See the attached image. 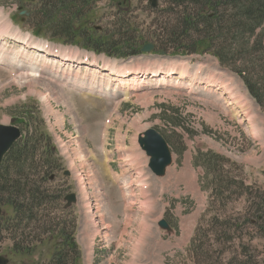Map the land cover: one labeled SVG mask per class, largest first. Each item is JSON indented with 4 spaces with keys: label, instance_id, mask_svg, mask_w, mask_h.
Returning a JSON list of instances; mask_svg holds the SVG:
<instances>
[{
    "label": "rangeland",
    "instance_id": "374dc122",
    "mask_svg": "<svg viewBox=\"0 0 264 264\" xmlns=\"http://www.w3.org/2000/svg\"><path fill=\"white\" fill-rule=\"evenodd\" d=\"M157 3L153 9L150 0L95 2L96 17L90 27L102 29L97 36L115 43L126 36L141 38L134 48L124 44L112 48L114 54L127 51L126 59H117L87 51L85 38L72 39L71 22L66 28L63 17L57 25L45 27L50 16L38 15L39 0H0V58L4 56L7 63L0 64V125L25 127L23 139L41 144L32 157L34 164L29 161L24 169L31 175V187L37 186L43 195L40 201H27L35 209V219L13 218L12 207L2 214L0 255L10 264H55L57 243L65 250L62 264H264V205H255L249 191L225 183L218 191L209 190L202 165L207 154L229 160L218 164L222 180L244 183L254 199H263L264 113L241 78L209 53L184 57L167 54L172 49L166 55L139 53L138 47L146 43L175 48L173 41H167L170 28L186 26L176 20L181 10H171L170 0ZM23 10L34 11L35 16H24ZM34 28L40 31L38 38ZM15 32L22 39L31 35V43L39 47L26 48L25 39L8 38ZM250 33L246 42L251 48L260 37L264 44V23ZM233 44L234 40L228 43ZM44 45L94 56L100 63L115 62L138 76L147 72L148 79L141 74L128 91L120 85L107 86L113 75L98 74L99 68L92 66V71L77 67L70 71L69 65L51 60L54 57L47 59ZM246 52L241 54L244 74L263 72L264 54ZM41 58L52 66L42 67ZM175 65L185 67L184 73L178 69V76L153 77L152 72L176 69ZM93 73L92 81L93 76L84 77ZM69 78L83 90L68 85ZM248 116L257 136L245 126ZM151 128L168 140L173 156L172 166L161 178L149 170V158L137 141L139 133ZM43 151L56 154V168L46 173L39 162ZM5 160L4 167L17 180L19 171L7 156ZM51 175L56 176L53 182ZM84 188L89 189L86 196ZM72 194L77 202L68 211L61 209L64 197ZM0 200L4 203V196ZM163 219L171 231L160 227ZM4 221L15 226V235L4 229ZM215 224L222 225L216 229ZM221 228L226 231L223 236L217 234ZM68 239L76 250L63 246Z\"/></svg>",
    "mask_w": 264,
    "mask_h": 264
},
{
    "label": "trees",
    "instance_id": "16d2710c",
    "mask_svg": "<svg viewBox=\"0 0 264 264\" xmlns=\"http://www.w3.org/2000/svg\"><path fill=\"white\" fill-rule=\"evenodd\" d=\"M97 0H55V2H50L45 0L42 11L49 17L50 25H57L54 18L60 16L65 17L66 28H70L73 34V38L83 36L85 38V47L94 48L98 52H105L112 56L125 57L127 51L121 54L112 53V48L118 45L124 44L126 48H134L137 44L135 36L125 37L123 40L118 41V43L108 41L106 39H99L90 34L89 31H82L80 33L75 32L73 27L81 22L83 24L91 23L92 17L94 15L93 5ZM172 5L171 10L175 12L176 9H180L181 13L177 16L176 20H181L182 24L186 23L185 28L174 30L171 29V34L167 41H173L170 44H175L176 47H170L168 50L164 49L159 43H156L157 47L164 50L166 53L172 49V54H193L196 52L210 53L217 57L220 61L222 67L228 68L229 70L238 74V76L244 81L246 87L248 88L250 94L256 99L257 103L260 105L264 111V71H252L251 73L243 72V61L241 59V54L247 53L246 51L260 52L264 54V44L263 39H260L256 43H251V46L246 42V35L251 34L253 29L259 27L264 23V0H170ZM83 14V15H81ZM176 16V14H175ZM181 31V33H180ZM136 32V31H135ZM37 34L40 31L37 30ZM89 35H88V34ZM235 36V38H234ZM184 39L183 43L180 41ZM234 40V44L229 47L228 43ZM139 49V47H138ZM160 50V51H161ZM263 57V56H261ZM242 67V68H241ZM42 143V139H40ZM39 144L31 145L28 139H25L22 143H19L8 155L11 164L15 171H19L18 179L13 180L8 166L3 165L0 169V197L4 196V204L11 205L15 214L16 219H35V209L29 208V200L40 201L43 197L41 191L37 186H32L29 183L30 174L25 173V165L32 161L33 155L35 154ZM202 158V165L206 167V184L208 183L209 190L218 191L222 189L223 184L231 186V188H242L250 192V197L255 205L262 203L264 205V198L254 199L253 192L251 188L245 187L244 183L232 184L231 181H223L224 179L219 170V162H229V160L217 155V154H207ZM51 162V159H46ZM4 171L6 176L4 175ZM210 178L212 182H209ZM24 187V188H23ZM4 188V192L3 191ZM222 196L224 194H221ZM6 196V197H5ZM30 197V198H28ZM3 200H0V203ZM258 202V203H257ZM16 221V220H15ZM8 223L4 221V229L10 230L9 233L15 235V226L5 225ZM256 224V222L254 223ZM222 224H215L214 228H219ZM3 226H0V230ZM225 228L218 229L217 234L223 236L226 234ZM63 233V232H60ZM70 239L66 240L63 246L67 247L68 250L74 249L76 244L70 243ZM57 243L55 248L56 255L52 259H55V264H62V259L65 257V250Z\"/></svg>",
    "mask_w": 264,
    "mask_h": 264
},
{
    "label": "water",
    "instance_id": "95a60500",
    "mask_svg": "<svg viewBox=\"0 0 264 264\" xmlns=\"http://www.w3.org/2000/svg\"><path fill=\"white\" fill-rule=\"evenodd\" d=\"M153 6H156L154 0ZM155 49L152 44H147L142 48V52H151ZM20 131L11 127H0V165L4 156L12 148L14 143L19 139ZM139 143L141 148L150 158L149 168L156 176H164L166 169L172 163V156L166 140L157 131L148 130L144 137H140ZM67 201L74 202L75 198L68 197ZM1 215V209H0ZM160 226L164 229H170L166 221H162ZM9 261L0 256V264H8Z\"/></svg>",
    "mask_w": 264,
    "mask_h": 264
},
{
    "label": "bare ground",
    "instance_id": "6f19581e",
    "mask_svg": "<svg viewBox=\"0 0 264 264\" xmlns=\"http://www.w3.org/2000/svg\"><path fill=\"white\" fill-rule=\"evenodd\" d=\"M4 20V19H3ZM5 25H6V23H5ZM16 33V32H15ZM19 34V33H18ZM12 35V34H11ZM20 35H16V36H14L13 38H15V41H17V40H19V41H22L21 39V36L19 37ZM25 41V40H24ZM25 46V45H24ZM26 46H27V48H31V49H36L34 46H36L34 43H31V42H29V41H26ZM25 46V47H26ZM36 47H39V46H36ZM49 48V47H48ZM27 51V50H26ZM18 54V53H17ZM26 54V53H25ZM46 54V53H45ZM49 54V55H48ZM47 54V59L48 58H51L50 57V55H52V53H48ZM20 57H21V55H22V53L21 54H18ZM46 56V55H45ZM26 57V56H25ZM29 57V56H28ZM18 58V57H17ZM58 58H60V59H62V61H68V62H63L65 65L66 64H69V69H71V63L73 62V61H77L79 64V66H82L83 64H81V62H80V58H77V59H74L73 61H71L70 59H72V58H70L69 56H66V55H63V56H61V57H59V56H55L53 59H58ZM36 59V58H35ZM45 59H43V60H41L42 61V67L43 66H49V65H52V63H47V61H44ZM2 61H4V59H2ZM30 61V60H29ZM39 61V60H38ZM58 61V60H57ZM53 62V61H52ZM83 62V61H82ZM177 62V61H176ZM181 62V61H180ZM31 63H32V61H31ZM55 63V62H54ZM35 64V63H34ZM122 64V63H121ZM168 64V63H167ZM172 64V63H171ZM31 65V64H30ZM152 65V64H151ZM164 65V64H163ZM173 65V64H172ZM85 66H88V67H90L91 65L90 64H86ZM150 66V65H149ZM110 68H108V70H109V73H111L112 75H114V77H112V78H109L111 81H110V84H115V83H117V84H120V85H123L124 87H125V90L126 91H128V89H131V88H134V83L136 82V81H139L141 78H140V76H138V75H131V76H137V77H135V78H133V79H131V81L130 82H127V80H126V77H128V75H126V73H127V71H126V69H124V70H117V71H115L113 68L115 67L113 64L112 65H110L109 66ZM183 68V70H181V73H184V69H185V67H182ZM180 69V68H179ZM39 72V71H38ZM103 72L99 69V71H98V74H102ZM115 73V74H114ZM164 73H166V75H169V76H171L172 74L169 72V71H166V72H164ZM40 74V73H39ZM104 74H106V73H104ZM138 74H140V73H138ZM142 74V73H141ZM155 75H153V77L154 78H161L162 76H163V73L161 72V71H156L155 73H154ZM81 75V74H80ZM94 75H96L95 73H93V74H91L90 76H87V75H84V77L87 79V78H90L91 76H93V77H91V81L93 80V78H95V76ZM145 75H143L142 76V78L144 77ZM178 76V75H177ZM187 76V75H186ZM151 77V76H150ZM180 77H183V75H180ZM70 79H72V78H70ZM108 79V80H109ZM72 80H74V78L72 79ZM191 80V79H190ZM126 81V82H125ZM132 82V83H131ZM74 84H78V82H76L75 80H74V82H73V86H79V85H74ZM107 86H110L109 84L107 85ZM239 96V95H238ZM69 98V97H68ZM238 98V97H237ZM244 98V97H243ZM64 99V98H63ZM233 101V100H232ZM241 102V101H240ZM248 108V107H247ZM236 110V109H235ZM245 110V109H244ZM251 110V109H250ZM248 112V111H247ZM235 113V112H234ZM253 117V116H252ZM252 119V118H251ZM250 122H251V120H250ZM251 124V126H252V128H251V126L249 127L250 128V132L253 134V136H257V134H258V131H257V127H255V124L252 122V123H250ZM253 131L255 132V133H253ZM141 161H142V159H141ZM139 163H141L140 161H138ZM132 163H130V165H131ZM127 165H128V163H127ZM143 165H144V163H143ZM105 166H107V165H105ZM132 166V165H131ZM135 166V165H134ZM142 166V165H141ZM132 168V167H131ZM103 169V168H102ZM138 169V168H137ZM136 169V170H137ZM142 169V168H141ZM142 170H144V169H142ZM141 172V171H140ZM97 177V176H96ZM111 177V176H110ZM132 177V176H131ZM135 178H136V176H135ZM101 179V178H100ZM132 179V178H131ZM133 180V179H132ZM135 181V180H134ZM139 181V180H138ZM142 182V181H141ZM163 183V182H162ZM135 185V184H134ZM137 185V184H136ZM133 191V190H132ZM87 194H89V190H86L85 192H83V195H87ZM124 195V194H123ZM128 195H130V194H128ZM106 196V195H105ZM100 197V196H99ZM136 197V196H135ZM134 198V197H133ZM128 201V200H127ZM88 204V203H87ZM86 204V205H87ZM127 205V204H126ZM130 206V205H129ZM88 207V206H87ZM85 209H86V207H84ZM91 212V211H90ZM90 212H88L87 211V213H90ZM88 215V214H87ZM104 215V214H103ZM103 217V216H102ZM95 223V222H94ZM96 226V225H95ZM89 232V231H88ZM152 236V235H151ZM92 243V242H91ZM90 246V245H89Z\"/></svg>",
    "mask_w": 264,
    "mask_h": 264
}]
</instances>
